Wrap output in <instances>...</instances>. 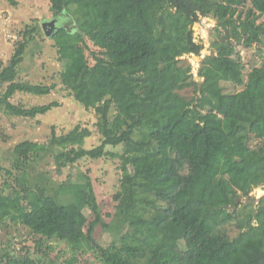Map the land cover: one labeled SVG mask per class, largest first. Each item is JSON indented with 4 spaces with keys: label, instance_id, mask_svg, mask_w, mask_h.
Wrapping results in <instances>:
<instances>
[{
    "label": "trees",
    "instance_id": "obj_1",
    "mask_svg": "<svg viewBox=\"0 0 264 264\" xmlns=\"http://www.w3.org/2000/svg\"><path fill=\"white\" fill-rule=\"evenodd\" d=\"M48 1L56 20L74 25L55 26L52 35L61 83L86 111H95L101 135L91 150L83 148L86 129L54 137L57 171L84 158H119L117 205L104 223L95 197L83 196V189L91 192L87 178V185H62L50 196L28 178L46 145H15L11 166H0V227L27 232L17 250L1 252L0 264H77L89 253L101 264H264V196L241 201L264 189V146L249 145L252 138L264 143V58L244 75L237 49L263 45L264 24L257 21L264 0H251L245 11L246 0ZM199 17L218 23L211 42L218 52L202 61L200 85L182 60L199 51L192 37ZM36 31H23L25 42L16 44L8 66L0 63L1 83L10 81L6 73L21 63ZM85 39L100 50L90 53L93 64ZM226 86L234 91L227 93ZM189 87L195 94L190 99L180 94ZM50 91L13 82L0 107L33 119L57 103L26 109L8 100L15 93ZM97 226L108 234L96 237Z\"/></svg>",
    "mask_w": 264,
    "mask_h": 264
},
{
    "label": "rangeland",
    "instance_id": "obj_2",
    "mask_svg": "<svg viewBox=\"0 0 264 264\" xmlns=\"http://www.w3.org/2000/svg\"><path fill=\"white\" fill-rule=\"evenodd\" d=\"M0 0V63L3 67L8 66L14 55L16 44L24 43L23 31L36 28L32 33V40L27 39L28 44L21 63L16 69L8 71L6 77L10 80L0 82V99L4 96L7 87L13 82H28L32 85H43L51 88L46 96H33L25 93H15L8 101L14 106H23L26 109L57 103L45 115H38L33 119L7 115L0 107V166L8 169L11 166L12 151L15 145L30 141L40 145H46L47 152L43 153L40 159L31 165L28 170V178L32 185H41L48 189V194L57 196L62 185L86 184L85 178L89 179L91 192L83 189V196L89 201L92 195L98 205L99 216L104 223H109L115 212L117 202L113 200L114 195L119 191L122 170L121 160L104 156L97 160L87 158L81 159L74 165L67 166L57 171L53 155L55 151L51 147L54 137H61L72 132L76 127L81 130H88L90 136L85 139L83 148L91 150L101 143V135L97 130L98 116L94 110L86 111L80 106L68 90L62 85L60 74L62 64L59 61L55 41L52 38L54 29L46 26V36L42 25L55 20L58 28L66 27L71 30L74 25L61 19L56 20L48 0ZM251 7V0H246L243 11ZM257 23L264 24V16L260 17ZM217 22L212 18L199 17L192 26V37L199 51L195 55H187L182 58L185 64L191 66L193 80L200 85L203 80L198 77V70L206 57L216 56L217 50L211 47V42L217 38L215 29ZM22 31L21 34H19ZM28 38V37H27ZM89 49L86 56L92 63L90 53H98L100 50L93 47L88 39H85ZM240 51L243 74L246 75L253 67L259 66L264 58L263 45H255L250 48L238 46ZM93 64V63H92ZM3 67L0 69L2 71ZM227 93L233 92L231 87L226 86ZM182 96L190 99L194 97L193 87L186 88L180 92ZM114 111H112L109 116ZM251 148L258 149L264 146L263 142L257 139H250ZM107 152L121 154L122 147H108ZM139 174V173H138ZM87 185V184H86ZM69 187V186H68ZM264 196V189H255L250 194V199L243 198L241 201L250 203ZM253 203V202H252ZM129 208L130 205H127ZM88 221L93 220L92 214L84 212ZM78 221L83 224L84 218L79 215ZM234 226L228 228L231 236L235 235ZM26 229L20 226L5 228L0 227V255L4 249L13 247L18 249V241L21 235L26 234ZM108 234L100 226L96 227L95 236L102 237ZM23 238V236H22ZM108 239V236L106 240ZM12 249V248H11ZM77 264H101L92 253L79 258Z\"/></svg>",
    "mask_w": 264,
    "mask_h": 264
},
{
    "label": "water",
    "instance_id": "obj_3",
    "mask_svg": "<svg viewBox=\"0 0 264 264\" xmlns=\"http://www.w3.org/2000/svg\"><path fill=\"white\" fill-rule=\"evenodd\" d=\"M46 26L50 27L52 30L55 29V20L50 22V23H46L42 25V29L44 31V33L46 34V36H49V33L46 32Z\"/></svg>",
    "mask_w": 264,
    "mask_h": 264
}]
</instances>
